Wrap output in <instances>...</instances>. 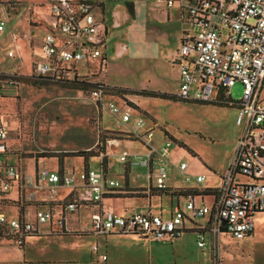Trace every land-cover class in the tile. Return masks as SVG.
Here are the masks:
<instances>
[{
    "label": "rangeland",
    "instance_id": "obj_1",
    "mask_svg": "<svg viewBox=\"0 0 264 264\" xmlns=\"http://www.w3.org/2000/svg\"><path fill=\"white\" fill-rule=\"evenodd\" d=\"M48 1L0 0V19L4 24L0 32V76H5L0 79V111L10 150L7 162L22 164L25 171H29L32 160L41 167L53 169L60 157V168L78 171L81 158L86 160L89 155L106 154L107 174L121 188L125 187L120 191L127 190L126 184L129 188L146 187L144 168L124 170L123 165L112 157L121 151L142 152V148L127 137L125 125L117 124L107 112L94 105L89 91L94 83H101L108 90L105 102L120 105L124 101L130 107L131 100L145 112L137 108L129 110L132 119L142 121V128L151 129L149 144L158 147L169 141L168 161L173 165L186 164L182 176L173 170L169 173L171 185H190L195 175L205 178L199 187L218 184L219 175L224 174L230 162L238 134L235 109L174 97L176 69L170 64V55L178 45L180 31L192 33L195 27L181 24L175 18L174 10L170 11L166 21L163 8L154 6L155 0H90L101 4L103 24L108 27L104 66L96 70L95 62H92L87 71L80 73L79 82L85 84L44 81L30 75V63L37 54L43 33L38 25L47 23L44 16ZM127 3L131 4L132 16L127 13ZM113 21L116 27L110 28ZM7 52L13 57H7ZM81 70L78 67V71ZM139 90L167 93L174 100L129 94ZM228 93L232 101H238L241 86L235 83ZM263 96L264 80L259 91V97ZM74 153L82 155L63 157ZM89 165L93 168L97 163L90 160ZM66 190L57 188L55 193L62 195ZM56 194L42 190L34 197L37 200L55 199ZM119 196L131 198L120 199L117 204L125 207L126 214L145 210L148 201L152 211L160 203L163 214L167 213L168 204L163 197L158 200L140 195ZM203 199L208 204L211 201L209 196ZM20 203L23 204L18 200L14 204L18 207ZM39 204L44 202L34 203ZM11 205L0 202V211L11 213ZM26 211L31 213L32 208ZM79 217L81 223L90 227L87 210L81 209ZM65 219L66 225L76 223V213L67 214ZM256 228L257 216L253 218L252 237L234 240L227 235H218L210 240L205 235L204 248L196 247V236L192 231L184 232L170 242L139 238L137 242L127 241L126 244L125 241L119 246L134 254L131 261L135 264H213L214 246L217 247V264H264V225L257 231ZM44 230L46 228L41 227V231ZM178 239L180 241L176 242ZM0 264H21L20 248L11 239H0Z\"/></svg>",
    "mask_w": 264,
    "mask_h": 264
},
{
    "label": "built area",
    "instance_id": "obj_2",
    "mask_svg": "<svg viewBox=\"0 0 264 264\" xmlns=\"http://www.w3.org/2000/svg\"><path fill=\"white\" fill-rule=\"evenodd\" d=\"M154 6L166 12L175 8L181 24L195 27L192 33L180 31L178 47L171 59L178 76L174 97L235 109L238 134L219 186L206 194L211 202L209 205L196 203L195 198L205 195L192 194L190 190L183 196L182 208L175 207L166 218L143 211L119 216L102 210V199L122 189L107 174L108 165L102 163L106 154L98 156L93 168L88 162L78 171L61 169L58 172L56 167H41L32 160L29 171H25L22 164L7 162L10 150L0 113V201L2 195L12 193L11 202H23L12 207V214L0 211V239H11L21 248L26 237L42 233L41 227L48 232L62 233L66 229V215L76 213L81 207L92 209L90 231L101 236L128 234L151 242H166L195 228L196 246L204 248L205 235L210 240L221 234L240 240L253 231L254 216L264 213V96L259 97L264 80V0H155ZM47 13L50 22L40 38L39 53L30 63V75L65 82L71 80L78 64L99 60L100 66H104L108 27L103 24L102 10L97 3L49 0ZM3 25L0 19V32ZM109 27L116 25L112 23ZM6 55L12 57L10 52ZM235 83L241 86L236 102L228 93ZM107 92V87L100 83L91 88L89 96L117 124L125 125L127 137L142 147V152L121 151L112 156L124 169H145L146 187L131 191L150 194L169 190L168 171L182 176L186 164L173 165L168 161L169 141L158 147L149 144L151 129L144 130L140 119L130 124L131 108L127 102L121 101L120 105L105 102ZM203 179L202 175H195L191 182L197 184ZM62 187L67 193L61 200L34 197L42 190L55 194ZM38 201L44 204L34 205ZM50 202L55 204L49 206ZM27 208H32V212L28 213ZM199 219H204V223L197 225ZM213 250V264H217V247Z\"/></svg>",
    "mask_w": 264,
    "mask_h": 264
},
{
    "label": "crops",
    "instance_id": "obj_3",
    "mask_svg": "<svg viewBox=\"0 0 264 264\" xmlns=\"http://www.w3.org/2000/svg\"><path fill=\"white\" fill-rule=\"evenodd\" d=\"M49 2V1H48ZM174 10V15L175 18L177 19V14L175 8H171L168 10V12L164 11L165 14V20L168 21L169 19V13L170 11ZM45 20L47 21L46 24L41 25L39 24L40 28L42 27L43 33L42 35L46 32L50 19L48 17L47 13V6L45 7ZM32 23H36L33 21ZM113 23H115L113 21ZM116 24V23H115ZM2 32V31H1ZM41 35V36H42ZM180 37V35H179ZM178 37V41H179ZM41 38V37H40ZM40 38L38 42V50L37 54L34 59H36L38 53H39V45H40ZM178 47V45H177ZM173 51V53L170 55V64L171 59L174 57V53L177 49ZM118 52V51H117ZM105 53V52H104ZM13 57V55H12ZM119 57V56H117ZM33 61V60H32ZM173 65V64H172ZM176 69V80L178 84V76H177V68ZM177 89V87H176ZM132 105H134L138 110L139 107L131 100H129ZM132 109V108H131ZM143 111V110H141ZM144 112V111H143ZM145 113V112H144ZM136 119L131 118L130 114V124ZM144 130L150 129V128H143ZM237 136V135H236ZM236 138V137H235ZM120 141V140H117ZM235 143V141H234ZM234 143L232 147V152L234 148ZM141 146V145H140ZM142 148V147H141ZM232 156V155H231ZM31 165V161H30ZM107 165L109 167V164L107 162ZM81 168V166H80ZM70 170V169H69ZM125 170V169H124ZM128 170V169H126ZM74 171V170H73ZM170 172L168 171L167 174V180H166V185L169 190H166L164 192H158V191H151L150 194H143V193H134L131 190L134 188H129V186L126 184L127 190L124 191H119L115 195L112 196H106L102 199L100 203V207L102 210L111 212L114 215H119V216H128L133 212H130L128 214L125 213V207H120L118 202H120V199L128 200L131 199L129 197L125 196H119V195H140L145 197H155L158 200H160L161 197L165 198L167 200L168 208H167V213L163 214L161 205L157 206L156 210L152 211L150 209V203L149 201L147 202L145 206V210L143 212H149L151 214H159L162 218L168 217L175 207L182 208L183 203H184V195H186L190 190H193L194 192H198L201 190H215L218 186L219 183L216 184L215 186H208V185H203L199 187L201 184H203L205 178L201 183H194L191 182L192 184L190 185H183V186H174L170 184ZM222 175H219V180ZM220 182V181H219ZM127 183V182H126ZM125 188V187H124ZM122 188L121 190H123ZM67 193V190L64 194L62 195H57L55 196V199H50V200H61L65 194ZM205 196L200 197L199 199H196V203L204 204V205H209L206 203L205 199H203ZM160 202V201H158ZM211 202V201H210ZM81 209L87 210L89 217L92 213V209L90 208H79L76 211V223L66 225V229L62 233H53V232H48L46 230L42 231L41 234L35 235V236H28L23 240V244L20 248V253H21V264H117L121 263L123 261L124 263L122 264H135L132 259L133 253H130V251H126L124 248L122 249L119 244H123L126 241H136L139 239V237L133 236V235H128V234H109L106 236H101V235H95L90 231V227L85 226L83 223L79 221V213L81 212ZM137 212V211H136ZM257 228H262L264 225V213L262 214H257ZM254 216V218H255ZM88 217V219H89ZM89 221V220H88ZM204 219H199L196 221L197 225H201L204 223ZM90 226V224H89ZM193 233H195L196 236V229L192 230ZM253 236V231L248 237ZM178 238V237H177ZM176 239V238H175ZM172 241V240H170ZM168 241V242H170ZM180 239H178L176 242H179ZM197 247V246H196ZM94 248V249H93ZM198 248V247H197ZM104 256L105 260H100V258Z\"/></svg>",
    "mask_w": 264,
    "mask_h": 264
},
{
    "label": "trees",
    "instance_id": "obj_4",
    "mask_svg": "<svg viewBox=\"0 0 264 264\" xmlns=\"http://www.w3.org/2000/svg\"><path fill=\"white\" fill-rule=\"evenodd\" d=\"M87 1H90V0H87ZM90 2H93V1H90ZM96 3V2H95ZM97 4H98V6L100 7V9H102L101 8V4L100 3H98L97 2ZM126 10H127V13H128V15H130V16H132L133 15V10H132V7H131V4L130 3H127L126 4ZM102 15V14H101ZM92 62H95V66H94V68L96 69V70H99L100 69V63H99V60L98 61H92ZM92 62H90V63H86V64H78V65H76L75 66V68H76V71H74V73L70 76V79L71 80H64L65 81V83H75V84H85V83H83V82H79L80 81V79H81V77L79 76L80 75V73H82L83 71L85 72V71H87L88 69H89V66H90V64L92 63ZM78 67H81L83 70H81V72L80 71H78ZM1 77H5V76H0V79H1ZM38 79H40V80H44V81H50V82H52L51 80H49V79H47V78H38ZM98 84H100V83H94L93 85H92V88H94L95 86H97ZM0 85L2 86V83H0ZM1 86H0V88H1ZM129 94H133V95H138V96H143V97H152V98H159V99H166V100H174L173 99V96L172 95H170V94H167V93H161V92H154V91H146V90H139V91H135V92H131V93H129ZM106 97H107V94H106ZM0 99H1V97H0ZM130 108H132V109H134V108H136L134 105H132V104H130ZM0 113L3 115V113L0 111ZM170 140H172L169 136H167ZM173 141V140H172ZM82 154H80V153H74V154H69V155H64L63 157H80ZM193 155V154H192ZM99 156V155H98ZM98 156H92V155H89L88 157H87V159L85 160V159H83V158H81V160H80V165L82 166V165H86L88 162H90V160H92V161H94V160H97L98 159ZM194 156V155H193ZM61 158L60 157H58L57 158V164H56V169H57V171L59 172V171H61V169L62 168H60L59 167V164H61ZM102 163L103 164H105V157H103L102 158ZM209 192H211V190H206V189H204V190H201V191H198V193L200 194V195H206L207 193H209ZM192 194H196L195 192H191ZM2 200L0 201V202H3V201H6V202H8V203H10V204H14L13 202H11L12 200H13V198H14V195L12 194V193H10V194H6V195H2ZM11 205V206H12ZM12 207H17V204L15 205H13ZM11 207V208H12ZM187 231H191V230H186V231H183L182 233H184V232H187ZM221 235H224V234H221Z\"/></svg>",
    "mask_w": 264,
    "mask_h": 264
}]
</instances>
